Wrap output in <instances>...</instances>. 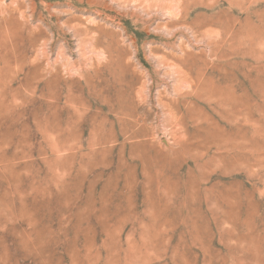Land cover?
<instances>
[{
  "label": "rangeland",
  "instance_id": "rangeland-1",
  "mask_svg": "<svg viewBox=\"0 0 264 264\" xmlns=\"http://www.w3.org/2000/svg\"><path fill=\"white\" fill-rule=\"evenodd\" d=\"M0 264H264V0H0Z\"/></svg>",
  "mask_w": 264,
  "mask_h": 264
},
{
  "label": "bare ground",
  "instance_id": "bare-ground-1",
  "mask_svg": "<svg viewBox=\"0 0 264 264\" xmlns=\"http://www.w3.org/2000/svg\"><path fill=\"white\" fill-rule=\"evenodd\" d=\"M187 73V72H186ZM186 75V74H185ZM198 78V77H197ZM192 82H194V81H192ZM48 89V88H47ZM53 94V93H52ZM55 94V93H54ZM50 96H52V95H50ZM229 105H231V104H229ZM43 130V129H42Z\"/></svg>",
  "mask_w": 264,
  "mask_h": 264
}]
</instances>
